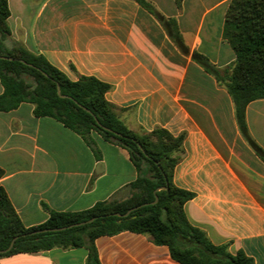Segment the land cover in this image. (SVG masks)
Masks as SVG:
<instances>
[{
  "label": "crops",
  "instance_id": "1",
  "mask_svg": "<svg viewBox=\"0 0 264 264\" xmlns=\"http://www.w3.org/2000/svg\"><path fill=\"white\" fill-rule=\"evenodd\" d=\"M8 43L43 57L68 80L108 85L105 100L136 134L163 129L183 136L173 169L176 188L193 195L188 222L216 246L264 264V163L241 136L233 102L193 59L218 69L235 54L223 38L231 0H6ZM3 88L0 84V96ZM21 103L0 112V187L26 228L49 211L75 213L123 201L138 172L128 152L91 132L87 141ZM245 123L264 151V99L249 103ZM98 264H178L143 234L94 241ZM0 264H88L85 248H53L0 258Z\"/></svg>",
  "mask_w": 264,
  "mask_h": 264
},
{
  "label": "trees",
  "instance_id": "2",
  "mask_svg": "<svg viewBox=\"0 0 264 264\" xmlns=\"http://www.w3.org/2000/svg\"><path fill=\"white\" fill-rule=\"evenodd\" d=\"M135 1L164 22L146 0ZM8 17L7 1L0 0V84L3 88L0 112L30 103L37 118L55 119L86 141L95 132L105 142L125 149L136 170L145 169L148 175L138 177L129 186L131 194L123 201L97 203L75 213L49 211L44 224L30 228L21 223L0 187V251L16 238L12 249L0 254V258L53 248H85L88 264H98L94 241L102 236L130 232L146 235L154 245L167 247L171 259L178 264H253L242 252L233 255L226 245H213L201 230L188 222L183 206L193 195L176 188L172 181L173 169L181 159L183 136L173 137L163 129L136 134L121 122L116 108L105 100L108 85L88 77L70 81L41 56L22 47L4 49L3 41L10 37ZM223 38L235 54L230 67L218 69L197 53L192 54V59L226 89L241 136L264 163V151L252 140L245 123L246 106L264 99V0H231L224 17ZM56 85L66 99L58 96ZM158 188L164 189L156 193L154 203V191ZM130 209L134 210L126 217L112 216L124 215ZM92 218L97 219L85 226L33 234Z\"/></svg>",
  "mask_w": 264,
  "mask_h": 264
},
{
  "label": "water",
  "instance_id": "3",
  "mask_svg": "<svg viewBox=\"0 0 264 264\" xmlns=\"http://www.w3.org/2000/svg\"><path fill=\"white\" fill-rule=\"evenodd\" d=\"M3 59H6L8 60V58H3ZM56 90H57V94L60 98H63V99H66L67 97L66 96H62L59 92V86L56 85ZM164 188H158L154 191V196H155V200H154V203L157 201V197H156V193L160 190H163ZM136 209V208H134ZM134 209H130L129 211H127V213H125L124 215H120V214H113L112 216H116V217H126L127 215H129L130 212H132ZM97 218H92L88 221H85V222H82V223H78V224H74V225H70V226H67V227H63V228H58V229H49V230H43V231H38V232H35L33 234H36V233H42V232H61V231H65V230H69V229H72V228H77V227H81V226H85V225H88L92 222H94ZM16 238H13L11 243L9 244V246L5 249V250H1L0 251V254H5L7 253L9 250L12 249L13 247V244L15 242Z\"/></svg>",
  "mask_w": 264,
  "mask_h": 264
},
{
  "label": "rangeland",
  "instance_id": "4",
  "mask_svg": "<svg viewBox=\"0 0 264 264\" xmlns=\"http://www.w3.org/2000/svg\"><path fill=\"white\" fill-rule=\"evenodd\" d=\"M3 47H4V49H6V50H12V49H14V48H18V47H22L21 45H18V44H16V45H14V44H10V43H8V39H6L5 41H3ZM23 48V47H22ZM246 142V141H245ZM247 143V142H246ZM248 144V143H247ZM249 146V145H248ZM250 147V146H249ZM251 148V147H250ZM251 150H252V148H251ZM253 151V150H252ZM253 153H254V151H253ZM255 154V153H254ZM256 155V154H255ZM257 157V156H256ZM258 158V157H257ZM259 159V158H258ZM260 160V159H259ZM261 161V160H260Z\"/></svg>",
  "mask_w": 264,
  "mask_h": 264
}]
</instances>
